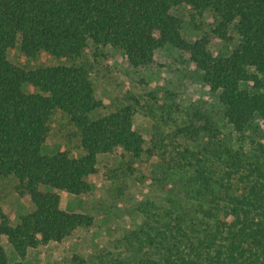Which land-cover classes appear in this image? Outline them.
<instances>
[{
	"label": "trees",
	"instance_id": "1",
	"mask_svg": "<svg viewBox=\"0 0 264 264\" xmlns=\"http://www.w3.org/2000/svg\"><path fill=\"white\" fill-rule=\"evenodd\" d=\"M181 5L212 12L218 19L213 37L234 48L215 54L210 35L187 40L183 20L172 13ZM17 44L27 57L44 51L68 59L82 57L91 45L112 46L135 68L151 65L159 49L181 51L202 72L233 128L260 134V140L253 137L250 154L227 147L218 179L208 147L179 153L176 162L193 168L196 218L181 211L160 221L147 233L156 256L145 264H264V0H0V179L16 178V193L35 206L13 225L0 204V264H10L3 237L20 259L13 264H25L30 249L64 243L80 228L94 226V215L63 206L60 191L88 193L99 154L123 151L139 159L147 152L134 124L135 105L94 116L103 103L87 63L24 68L8 58ZM57 110L79 134L82 155L60 148L43 152ZM193 117L177 134L205 136L208 144L219 138L207 111ZM73 261L85 264L77 254Z\"/></svg>",
	"mask_w": 264,
	"mask_h": 264
},
{
	"label": "rangeland",
	"instance_id": "2",
	"mask_svg": "<svg viewBox=\"0 0 264 264\" xmlns=\"http://www.w3.org/2000/svg\"><path fill=\"white\" fill-rule=\"evenodd\" d=\"M172 13L183 20L182 32L187 40L210 35L215 54L234 48V43L213 37L211 30L218 19L212 12L199 13L191 6L181 5L174 7ZM8 58L24 68L87 63L92 69L97 97L103 103L94 116L126 104L135 105L134 124L145 137L147 149L139 159L123 151L99 154V172L90 179L92 188L88 193L75 196L60 191L63 206L69 211L94 215V226L80 228L64 243L51 242L30 249L25 264H77L73 261L75 254L85 264H145L156 256L147 233H154L160 221L181 211L187 212L190 219L196 218L199 206L193 168L176 162L179 153L185 148L199 152L208 147L210 170L218 179L227 147L250 154L256 145L253 137L260 140V134L243 135L233 128L224 117L216 93L204 83L202 72L188 63L178 49H159L151 65L139 68L131 66L124 53L112 46L91 45L82 57L68 59L44 51L27 57L17 44L9 49ZM26 91L36 88L26 85ZM199 109L207 111L221 130L216 142L208 144L205 136L189 140L177 134L180 127L194 120ZM50 126L51 139L43 148L44 153L58 148L74 157L84 153L67 114L55 111ZM260 132L264 134V124ZM16 182L13 176L0 179V204L13 225L35 208L28 197L16 193ZM205 225L204 222L201 227ZM3 239L10 264L20 261L7 237Z\"/></svg>",
	"mask_w": 264,
	"mask_h": 264
}]
</instances>
